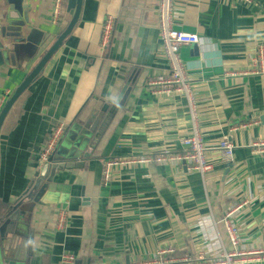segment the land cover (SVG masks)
<instances>
[{
    "label": "crops",
    "instance_id": "0c3cea01",
    "mask_svg": "<svg viewBox=\"0 0 264 264\" xmlns=\"http://www.w3.org/2000/svg\"><path fill=\"white\" fill-rule=\"evenodd\" d=\"M26 2L27 29L35 31L34 41L50 33L57 37L67 24V1L58 25L51 23L54 0ZM123 3L83 0L77 25L26 90L13 126L0 133L4 215L21 198V203L30 202L45 182L41 177L39 186L34 185L32 156L37 160L54 128L63 126L56 147L63 153L65 144L70 145V125L85 128L99 106L114 103L126 89L115 104L114 113L120 114L110 115L115 123L110 135L89 150L97 155L78 156L66 161L70 167L56 171L32 223L30 216L18 214L15 224L26 235L24 264H60L67 253L74 264H132L152 258L163 247L205 258L225 249L238 252L239 264H264V153L251 150L264 139V74L230 75L246 69L248 55L264 47V0L173 1V28L201 40L200 45L180 47L179 53L213 170L201 178L177 163H121L110 168V179L103 185L105 161L162 150L181 152V139L190 127L182 93H157L147 86L150 78L167 71L156 13L138 24L120 21ZM3 8L0 0V17ZM107 16L113 25L108 42L102 44ZM49 37L47 47L54 39ZM27 44L22 57L35 43ZM27 66L0 65V109L31 69H23ZM75 119L81 124L75 125ZM224 134L234 144V162L227 166L217 162V145ZM58 154L55 160L60 163ZM237 205L242 207L232 217L238 237L233 245L220 220ZM63 208L67 220L58 229L57 214Z\"/></svg>",
    "mask_w": 264,
    "mask_h": 264
},
{
    "label": "water",
    "instance_id": "95a60500",
    "mask_svg": "<svg viewBox=\"0 0 264 264\" xmlns=\"http://www.w3.org/2000/svg\"><path fill=\"white\" fill-rule=\"evenodd\" d=\"M83 0H67V24L58 32V36L50 33L37 43L34 41V30L27 29L28 26V10L26 0H4V8L2 17H0V65L12 64L17 66H30L23 81L11 91L6 98L0 110V133L7 131L13 126V123L18 117L20 108L23 106L24 95L28 87L35 81L38 75L41 74L43 67L50 57L63 45L67 37L71 34L78 23L80 11ZM158 0H124L119 13L120 21H128L132 24H138L153 12L157 15ZM158 18V17H157ZM54 38L53 42L48 45V37ZM49 37V39H50ZM27 42L35 43L31 52L26 57L20 55L26 46L30 45ZM24 67L23 69L28 68ZM124 91L119 95L114 103H103L99 106L93 114L89 116L85 128L79 129V126L71 124L66 130L71 132V136H67L70 145L64 146L65 150H70L68 153L63 150V153L58 154L56 149L51 153L47 161L42 164H37V160L32 156L35 165L34 185L39 186V179L45 178V182L38 187L37 195L26 203H21V199L12 204L11 212L0 215V264H24V248L26 245V235L18 230V225L15 224L18 214H26L30 216L31 223L34 220V215L38 210V205H41V198L47 190L48 183L52 179L57 170H62L64 167H70L66 161L76 159L78 156L84 158L93 157L97 153H91L89 150L95 148L96 141L102 136H106L104 140L110 135L115 123L111 122L110 115L115 111V104H118ZM120 114L116 110L114 116ZM75 125L81 124L80 119L74 120ZM103 143L99 145L101 147ZM72 147V149L70 148ZM59 156L60 163L55 160V155ZM33 166V163L31 164ZM36 180V181H35ZM25 253L28 254L27 250Z\"/></svg>",
    "mask_w": 264,
    "mask_h": 264
},
{
    "label": "built area",
    "instance_id": "2783aa9c",
    "mask_svg": "<svg viewBox=\"0 0 264 264\" xmlns=\"http://www.w3.org/2000/svg\"><path fill=\"white\" fill-rule=\"evenodd\" d=\"M67 0H54L51 15V23L58 25L62 21V14ZM174 0H158L157 6V31L158 37L163 48L166 61L167 71L150 78L147 81V86L154 88L157 93H182L186 100V110L190 118L189 133L181 139L183 150L181 152H171L162 150L154 155L146 156H129L125 159H110L105 161L101 169L102 184L106 185L110 179V168L114 165L121 163L130 164H144L151 163H177L180 167L186 166L189 170L195 171L201 178L213 170L214 163L210 162L206 157V148L203 139L200 135V130L197 123V114L195 109V101L191 90L190 83L186 77V65L180 58L179 49L184 45H200V38L193 33L183 32L173 28L172 9ZM248 2V0H243ZM113 19L107 16L102 27L101 43L106 44L109 40L112 30ZM247 61L249 66L237 72H231L230 75L239 76H256L264 74V47L258 46L253 54L248 55ZM3 106V105H2ZM2 108V107H1ZM1 110V109H0ZM233 129H230V131ZM63 134V126L58 125L50 133L47 140L41 146L37 155V164H42L47 161L52 152L56 149L60 137ZM252 153H264V139L258 140L251 146ZM217 162L230 165L234 162V144L228 134H224L218 141L217 145ZM242 205L225 211L220 220L223 225L227 236L233 245L238 244V237L236 227L232 223L234 213ZM67 209L63 208L57 214L56 227L63 229L67 220ZM217 222H214L216 227ZM238 252H230L225 249L215 257H203L199 255H181L177 253L173 247H163L156 251L152 258L138 260L132 264H184L197 262L198 264H239L236 257ZM75 260L70 254H63L61 256L60 264H74Z\"/></svg>",
    "mask_w": 264,
    "mask_h": 264
}]
</instances>
